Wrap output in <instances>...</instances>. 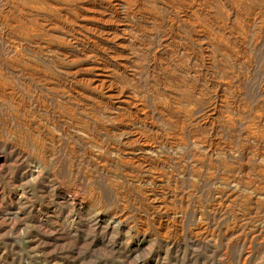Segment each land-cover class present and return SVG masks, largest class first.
I'll return each instance as SVG.
<instances>
[{
	"label": "rangeland",
	"instance_id": "rangeland-1",
	"mask_svg": "<svg viewBox=\"0 0 264 264\" xmlns=\"http://www.w3.org/2000/svg\"><path fill=\"white\" fill-rule=\"evenodd\" d=\"M249 1L250 0H248V2ZM248 2L245 0H197L196 3L192 2L193 5H198L200 9H202L200 13L205 14L210 11V14L213 16L212 20L214 21H212L210 18L208 19L206 15L205 17L201 16L202 20L204 21V25L209 30L213 29V32L215 33L217 31L216 34L219 33L220 35H223V33L225 32L223 35L224 41L233 50L238 49V47H235V45L231 42L232 37L228 35L229 31L234 26L233 23H238L235 25L246 24V20L250 18V11H253V13L256 15L254 16L255 21L250 26L248 36L245 39L241 40L242 46L239 47L243 48H239L240 51L238 50L239 54L242 57V61H239L241 62L240 64H238V62L235 63L234 61L228 60L229 62L227 61L226 64L223 63V61H214L209 65L207 58L203 54L202 44L193 42L192 32L186 31L185 33V30L179 28V31L177 30V33L182 36V39L178 41L177 47H173V50H175V52L177 50V52L175 57L171 59L173 61V65L170 63L172 66H170L171 69L169 68V71L171 72L163 71V69L159 65H157L156 61L153 59V54L155 51L159 52L161 50L160 44H162L163 40L167 37L166 35L172 34V31H169L168 28L172 22L170 20V17L173 13V8L171 7V5L169 7L170 9L167 8L166 11H163L160 6V2L150 1V5H154L155 8H157V10L160 12V23L153 27L145 25L144 29H139V27L137 28L135 46L137 50L139 49L137 51L138 54L141 53V55H138V57L140 60L142 59L141 61H139L142 72L140 71V74L138 76L132 78V81H128L129 85H132L131 87L142 92L150 99V101H154L155 97L162 100L165 97L164 94L167 93L164 92V87H170L174 90L183 89L187 91V93H183V95H180L178 97V100L186 102L192 101L191 103H193L194 97L200 98L201 102L198 104V108L202 113L203 111L207 110L214 102L215 93H220V95H224L230 101L234 99L233 101L235 102V106L238 107L237 109L243 110L246 114L242 117L241 113L233 110L230 111L231 109H228V114L238 118L236 123L237 125L232 129L235 132L231 130L230 133H228L227 130L224 129H218V132H212L211 130H208V127L200 124L198 115H201V112L193 116V120H187L186 123L187 126L189 125L188 128H192L193 130L196 129V132L199 135L209 136L212 134V136H215V138H220L224 142L230 140V142L233 143V153L231 155H212V157L206 158L202 165H199L201 167L197 166V170L200 169V172H202V177H193L191 175V172H188L191 171L192 166H194V164L191 165L192 160L190 161V159L192 158H188L185 156L190 152L189 147H186L183 150L184 152L179 149L169 148L156 151V156L154 155V158L161 161V163L163 162L162 164L168 161V163L164 164V169L170 177L169 186L168 188H164L163 191L161 189L160 190L164 193L162 194V201L164 202L163 204L167 205L169 209L172 210L155 211L153 222L151 221L149 214H146L147 211L145 212L143 206L144 203L142 200V196L143 189H145L144 186H146L145 183L132 182L133 185H128L129 182H126L125 178L120 179V176L117 172L106 173L103 171L95 170L94 168L92 170V168L89 166L90 164L83 160V158L86 156V153L90 150L85 141L82 140L81 142H77V135H75L77 134V132L72 128L68 129L69 127L65 126L64 123L59 122L61 126L59 124L55 125L56 123L53 121L50 114H56V110L58 109V107H60L56 105L57 102L58 105L63 104L62 106H64L65 102L63 100L58 99L61 102L57 101V99H53V101L47 100V103L44 102L40 104L42 106V109L47 110V112H36L35 119L41 122V125H43L44 122L43 128L49 127V132L51 133L52 130V133L48 134L49 132L48 130H45V128L43 130V134L38 135L37 130L34 131L35 128H33L34 130L27 131V129L22 126V115L19 114L20 116L16 118L12 107H10V102L0 96V99L2 100V102L0 100V264H264V141L260 143H249L244 140V133L241 134L242 128L246 124H249V122L251 123L250 115L252 113H259L264 120V0H252L250 1L251 3L249 2V4ZM186 3L190 2L186 1ZM245 4L246 6L243 7ZM254 4L256 6H254ZM205 21L208 23H206ZM212 25L214 27H212ZM1 27L3 26H0V29L3 30V28ZM183 36L185 38H183ZM182 40H185L186 42ZM33 42L34 41H27L26 47L31 49L33 46ZM182 43L184 44L182 45ZM4 47V44L1 43L0 78L5 77L4 84L9 83L12 87L14 86L13 88H18L19 86L21 87L22 84L24 85V87H26L24 88L26 89L24 90V92H31L32 95H36V93L39 92L45 93L44 87L40 86L43 81H35V83L37 84L33 85L31 84L32 80L25 79L22 74L18 76L17 73H11L9 70L4 69V62L11 59H16L22 62H24L23 60H25L26 62V60L29 59L30 63L34 61L31 63L32 67H34L35 65V67H41L42 71H47L46 76H50L53 82H58V80L59 83L63 82V79L58 77L57 72L55 71L57 70L56 68L59 67V61H57L51 55H43V53H40V55H34L33 58L32 53L27 50L23 55V59H21L20 56L7 51V49ZM188 47H190L191 49ZM142 50L146 51L143 52ZM5 52L8 53V55L5 54ZM28 53H30L31 55ZM182 53L184 55L179 59L178 55ZM189 54L190 56H187ZM31 57L33 60L31 59ZM143 58L146 59L143 60ZM174 58L178 61L175 62ZM194 58L197 59L195 60ZM161 59H163V62H166V57L163 56L162 58L161 56ZM167 59L169 60L168 57ZM192 59L195 62L192 61ZM182 60H184V62ZM186 60L189 62H187ZM192 62L193 64L191 65ZM52 63L55 64L53 65ZM218 63H220L219 65L223 63V65L227 67H225L226 70H233L234 76L235 74L238 76L242 75L241 77L239 76L240 78H242L240 80L235 76V83L230 90H227L229 94L224 92H217L216 89H213L215 88V85L213 84L221 79V72L219 71ZM234 63L237 65V67H235L236 65ZM178 64H181L179 66H181V68L183 69L177 66ZM194 64H196L197 66H193ZM206 65L211 66L209 71L204 70V67ZM238 65H240V68L238 67ZM143 66H145V68ZM176 67L177 69H175ZM195 67L197 69H200L197 70ZM191 68L195 69L196 71L192 70ZM176 70H178V72ZM236 70L238 71L236 72ZM174 71L175 73H173ZM243 71L245 72V74ZM168 73H170L171 75ZM172 73L174 75H172ZM185 76H187L186 79H188V81L185 79ZM143 77L145 80H143ZM159 77L163 78L160 79ZM175 77L179 79H176ZM9 78L12 80L10 81ZM181 79L185 80L184 83ZM22 80L23 82L26 81V84L23 83ZM192 80L195 83H192ZM199 80H201L202 82ZM12 81L15 82L13 83ZM170 82H172L173 84ZM202 84H204V86ZM177 86L180 88H178ZM234 86H238L234 92H236L239 88V92H236V94L231 91L233 90L232 88ZM194 89H197L198 91ZM199 93L203 94L199 95ZM231 93L233 94V96ZM25 102L27 103L26 106L28 109L35 108L38 110L37 102H34V100H32L30 103L29 100H25ZM238 102L241 106L238 105ZM244 102L245 104H242ZM1 104H4V107ZM190 105L192 106L193 104ZM59 110L60 109H58V111ZM45 116L49 119L45 118ZM9 117L11 122L9 120ZM39 118H41L42 121L41 119L39 120ZM193 121L199 122L200 126L196 128V125L195 123H193ZM53 125H55V128L53 127ZM263 127L264 123H262V125H260L258 128L264 132ZM166 128L167 131L165 130L163 132L171 131L168 127ZM204 129L205 133L202 131ZM62 132L63 134H60ZM61 135L63 136V138ZM70 135L72 136V139H70ZM26 136H28L29 140ZM57 136H61L60 138L63 140L66 139L64 140L63 144L61 142H56L55 137ZM51 140H54V144L51 143ZM69 141L70 144H72L71 146H73V148L75 149L74 151H72L73 148H68L67 142ZM72 141L74 142L71 143ZM32 142L35 143L32 144ZM82 147L85 148L83 149ZM18 148L20 149V151ZM41 148L45 149V151H43V149ZM50 150L52 152L49 153ZM91 150L93 149L91 148ZM172 150L174 151V153H172ZM39 151L41 153H39ZM243 152H247V154L244 156ZM23 153L26 154L23 155ZM161 154L163 155V157H161ZM45 156H48L46 158L47 160L45 159ZM26 157H28V159ZM65 157L67 158V160ZM40 159L45 160L44 162L46 164L40 162ZM53 162L55 163L53 164ZM184 166H186L187 168L184 169ZM88 168L91 169L89 170ZM177 168L178 170H176ZM34 170L37 171L35 172ZM213 170L215 171L214 178L210 179L211 181L206 180L205 182V179L203 177L204 173L209 171L211 172ZM221 177H231V185L229 187L225 186L224 183H222ZM116 183H118L122 187L120 188V190L122 189L121 191L123 193H121L120 197H118L117 190L115 191L114 189L113 184ZM153 185L154 184H152V187L154 189L155 186ZM249 186L254 188V192L247 190L246 187ZM223 187L227 188L225 189ZM237 187H239L240 189ZM234 188L235 190H233ZM156 189L159 188H155L154 190ZM82 197H84V199ZM124 199H126L128 204L127 209L125 208L128 214L126 213L127 217H120V213L122 212L121 207L124 206L122 204V200ZM236 219L239 222L236 221ZM148 226L149 229H147ZM147 232L149 233L147 234ZM169 233L171 235H169ZM192 233L194 235H192Z\"/></svg>",
	"mask_w": 264,
	"mask_h": 264
},
{
	"label": "bare ground",
	"instance_id": "bare-ground-1",
	"mask_svg": "<svg viewBox=\"0 0 264 264\" xmlns=\"http://www.w3.org/2000/svg\"><path fill=\"white\" fill-rule=\"evenodd\" d=\"M150 1L160 2V4H161L160 6L163 9V11H166V9L170 7V5L173 8V13H172V16L170 17L171 18L170 20L172 22H171L170 26L168 27L169 31H172V34L166 35L167 37L163 40L162 44H160L161 50L159 52L155 51L153 54V59L156 61L157 65H159L163 69V71L168 72L171 69L170 68L171 64L173 65V61L171 59L173 57H175L176 52H177V50H176V52H175V50H173V47H177L178 41H180V39H182V36H180V34L177 33V30L179 28H182L183 30H185V33H186V31L192 32L193 35L191 33L190 34L192 35L193 42L202 44L203 54L207 58L209 65H210V63L212 64L214 61H219V62L223 61V63L226 64V62L228 60L234 61L235 63L238 62V64L241 63V62H239V61H242L241 60L242 57L239 54V51H240L239 46H242L241 40L245 39L248 36L250 26L254 23V21H255L254 16H256L253 13V11H250L251 9L249 10L250 11V18L246 20V24L235 25L238 23H233L234 26L229 31L228 35H230L232 37L231 42L235 45V47H238V49L233 50L224 41L223 35L225 32L223 33V35L221 34L222 35L221 36L219 33H218L219 35L216 34L217 31L215 33V32H213V29L209 30L204 25V23H203L204 21L202 20L201 16L205 17V15H206V17L208 19L210 18L211 20L213 19V16L210 14V11L205 13V14L200 13V11H202V9H200V7L198 5L192 4V2L196 3L197 0H0V26H3V27H1V28H3V30L0 29V41L2 44H4V46H5L4 48H6L7 51H10L17 56H20L21 59H23V55L27 50L32 53L33 58H34V55H40V53H43V55L44 54L49 55V56L51 55L57 61H59V67L56 68L57 70H55V71L57 72L58 77L63 79V82L61 81L62 83H59V80H58V82H56V81L53 82L51 80L52 78H50V76L49 77H48V75L46 76L47 71H42L41 67L38 68L37 66L35 67V65H34V67H32L31 63L34 61H32L30 63V60L27 58H26L27 59L26 62H28V63H26L25 60H23L24 62L16 60V59L7 60L4 62V67H5L4 69L9 70L11 73L15 72L18 74V76L20 74H22V76L25 79L32 80L31 84H33V85L37 84V83H35V81L36 82L37 81H40V82L43 81V83L40 86L44 87L45 93L39 92V93H36V95H34V94L32 95L31 92L25 93L24 90H26V89H24V88H26V87H24V85H22L20 83L21 87L19 86L18 88H13L14 86L12 87L9 83L4 84L5 77H2V78H0V96L2 98H4L5 100L10 102V104H11L10 107H12V109L15 113V114L14 113L13 114L15 115L16 118L20 116L19 114L22 115V117H21V119H23V125L22 126L25 129H27V131L34 130L33 128H35L34 131L37 130L38 135H40V134L42 135L44 132L43 130L46 128V127L43 128L44 122H43V125H41L42 123L35 119V113L36 112H43V111L47 112V110L42 109V106L40 104L44 103V102L47 103V100L48 101H50V100L53 101V99H55V100L57 99V101H59L58 99L63 100L65 102L64 106H62L63 104L58 105V102H57L56 105L60 106V107H58V109H60V110L58 111V109H57L56 114H50V116L52 117L53 121L56 124L54 122L53 123L55 125L59 124V122L64 123L65 126L69 127L68 129L72 128L77 132V134H75V135H77V138H76L77 142L78 141L81 142L82 140L85 141V143L87 144L88 148H90V150L88 152L86 151L87 153H86V156L83 158V160L85 162H87L88 164H90L89 166L92 168V170L94 168L95 170L103 171L106 173H111V172L116 173L117 172L120 176V179L125 178L126 182H129L128 185L132 184V182L145 183L146 186L143 185L145 189H143V196H142V200L144 203L143 206H144L145 212L147 211L146 214L147 213L149 214V217H150L151 221L153 222V218L155 216V211L172 210V209H169V207L167 205L163 204L164 202L162 201V196H163L162 194H164V193L161 192V190L163 191L164 188H168V186H169L170 177L164 169V164L168 163V161H166V162H164V164H162L163 162L161 163V161L154 158V155L156 154L157 150H163V149L169 148V149H179V150L183 151L186 147H189L190 152H189V154H187L189 156H187L185 154L184 155L188 158H192V159H190V161L192 160L191 165L194 164V166H192L191 171H188V172H191V175L193 177H200L202 175V172H200V169L197 170V166L202 165L204 163L205 159L212 157V155H217V156L231 155L233 153V147H232L233 143L230 142V140H227L224 142L220 138H215V136H212V134L209 135V133H208L209 136H201L196 132L197 131L196 129L193 130L192 128H188L189 125L187 126V123H186L187 120L192 119L193 116H195L196 114L201 112L200 109L198 108V106H199L198 104L201 102L200 98H198V97L193 98L192 97L193 103H191L192 101L191 102L190 101H187V102L186 101H180V100H178L179 99L178 97L180 95H183V93H187V91H185L183 89L174 90L173 88L171 89L170 87H164L165 91L164 90L163 91L167 92L166 94H164L165 97L162 100L155 97L154 101H150V99L146 95H144L139 90H136L135 88L131 87L132 85H129L128 81L129 80L132 81V78H134L135 76H138L140 74V71L142 72V69L140 68V65H139V61H141L142 59L140 60L138 57V55H141V53L138 54L137 51L139 49L137 50V48L135 46L136 45L135 44V37L137 34V28L139 27V29L140 28L144 29L145 25L153 27V26L158 25L160 23L159 21L161 20L160 12L157 10V8H155L154 5H150ZM186 1H188L190 3H186ZM245 1L248 2V0H245ZM250 1H252V0H250ZM249 2H248V4H249ZM199 3H200V1H199ZM157 4H159V3H157ZM242 4H244V3H242ZM200 6H202V5H200ZM245 6H246V4L243 7H245ZM254 6H256V5L254 4ZM212 21H214V20H212ZM206 23H208V22H206ZM213 25H212V27H214ZM257 27H255V28H257ZM186 36H187V34H186ZM183 38H185V37L183 36ZM150 40H152V39H150ZM27 41H34L35 42V43L33 42V46L31 49L26 47ZM182 41H185V40H182ZM189 42H191V41H189ZM141 43H143V42H141ZM183 44L184 43H182V45ZM182 45H181V47H182ZM196 47H197V45H196ZM188 48H190V47H188ZM241 48H243V47H241ZM148 49H150V48H148ZM183 49H184V47H183ZM146 50H144V51L142 50V51L145 52ZM245 51H246V49H245ZM173 52H175V53H173ZM5 54L8 55V53H6V52H5ZM28 54H30V53H28ZM195 54H196V52H195ZM43 55H42V57H43ZM183 55H184L183 53L179 54L178 55L179 59ZM161 56H162V58H163V56L166 57V59H165L166 62H163V59H161ZM187 56H190V54ZM149 57H150V55H149ZM167 57L169 58V60L167 59ZM5 58H6V56H5ZM31 59H32V57H31ZM144 59H146V58H143V60ZM194 59L196 60L197 58H194ZM251 59H252V57H251ZM174 60H175V62L178 61L175 58H174ZM182 61L184 62V60H182ZM192 61H194V60L192 59ZM38 62H39V60H38ZM187 62H189V61H187ZM142 63H141V65H142ZM223 63H221V65H219L220 63H218V65H219L218 68H219V71L221 72V77H220L221 79L213 84V85H215L214 86L215 88H213V89H216L217 92H224V93L229 94V92L227 90H230L231 87L233 86V84L235 83L234 82L235 76L240 80V79H242V78H240L242 75H239L240 76L239 77L238 75L235 74V76H234L233 70H226L227 67L225 65H223ZM149 64H150V62H149ZM192 64H193V62L191 63V65ZM179 65H181V64H178L177 66H179ZM182 65H184V64H182ZM195 65L196 64H194L193 66H195ZM209 65H206L204 67V70L209 71V69L211 68V66H209ZM39 66H40V64H39ZM193 66H192V68H193ZM229 66H230V63H229ZM239 66L240 65H238V67ZM143 67L145 68V66H143ZM179 67L181 68V66H179ZM235 67H237V65ZM53 68H55V67H53ZM175 69H177V67ZM181 69H183V68H181ZM198 69H200V68H198ZM214 69H215V67H214ZM178 70H176V71L178 72ZM192 70H195V69H192ZM238 70H236V72ZM158 72H157V74H158ZM169 72H171V71H169ZM248 72H249V70H248ZM173 73H175V71ZM173 73H172V75H174ZM168 74H170V73H168ZM244 74H245V72H244ZM151 75H153V74H151ZM53 76H55V75H53ZM159 76H161V75H159ZM182 76H183V74H182ZM186 77L187 76H185V79H186ZM196 77H194V78H196ZM161 78H163V77H161ZM245 78H247V77H245ZM34 79H36V80H34ZM176 79H179V78H176ZM190 79H193V78H190ZM11 80L12 79H10V81ZM143 80H145L144 77H143ZM186 80L188 81V79H186ZM184 81L185 80H182L183 83H184ZM199 81H201V80H199ZM22 82H23V80H22ZM25 82H23V83H25ZM191 82L193 83L194 81L192 80ZM170 83H172V82H170ZM210 83H207V84H210ZM141 85H142V83H141ZM202 85L204 86V84H202ZM211 85H212V83H211ZM134 87H135V85H134ZM237 87L234 86L232 88L233 90H231L235 94H236V92H239V90H238L239 88L237 89L236 92H234ZM33 88H37V87H33ZM178 88H180V87H178ZM193 88H191V89H193ZM204 88H207V87H204ZM30 90H31V88H30ZM194 90H197V89H194ZM37 91H38V89H37ZM201 94H203V93H201ZM201 94L199 93V95H201ZM237 94H239V93H237ZM196 95H197V93H196ZM232 96H233V94H232ZM237 98H239V97H237ZM214 99L215 100L211 104V106L207 110L203 111V113L201 112V115L200 114L198 115L199 119H200V124L208 127L209 128L208 130H211L212 132H215L218 129H222V130L224 129V130H227L228 133H230V131L237 125L236 123H237L238 118H236L233 115L228 114L229 113L228 109H231L230 111L233 110V111L241 113L242 117L245 116L246 114L244 113L243 110L237 109L238 107L235 106V104H234L235 102L233 101L234 99L232 100L233 101L232 102V101L228 100L227 97H225L224 95H220V93H215ZM5 100H4V102H5ZM25 100H29V103L32 100H34V102H37L38 110L35 108H34L35 110L30 109V108L28 109L26 106L27 103L25 102ZM209 100H211V99H209ZM242 101H243V99H242ZM1 102H2V100H1ZM59 102H61V101H59ZM190 104H193V105L191 106ZM242 104H245V102ZM1 105H3V107H4V104H1ZM238 105H240V103ZM43 108H45V107H43ZM48 111H49V108H48ZM50 113H52V112H50ZM39 115H41V114H39ZM48 117L45 116V118H48ZM41 118H39V120ZM250 119H251V123L249 122V124H246L241 130L242 131L241 134L244 133V137H245L244 140H246V142H249V143L250 142H252V143L253 142L254 143L263 142L264 141V132L258 128L260 125H262V123H264L263 117L259 113H252L250 115ZM9 120H10V117H9ZM247 120H248V118H247ZM41 121H42V119H41ZM10 122H11V120H10ZM46 122H47V120H46ZM193 123H195L196 128L198 126H200L199 122L193 121ZM55 125H53V127ZM166 127H168L169 130H171V131L163 132L167 129ZM24 128H21V129H24ZM47 128L45 130H48V132H49V127H47ZM202 131L204 132L205 129ZM232 131H234V130H232ZM208 132H210V131H208ZM51 133H52V130H51ZM51 133L49 132L48 134H51ZM53 133H54V131H53ZM58 133H59V131H58ZM60 134H63V132ZM38 135H37V138H38ZM52 135H54V134H52ZM56 135H58V134H56ZM71 135H72V133H71ZM203 135H205V134H203ZM26 137L28 138V136H26ZM60 137L59 136L55 137L56 142H58V143L61 142L63 144L64 140H66V139L63 140ZM64 137H65V135H64ZM62 138H63V136H62ZM68 138H69V135H68ZM70 139H72V136L70 137ZM28 140H29V138H28ZM43 140H44V138H43ZM73 142L74 141H72L71 143H73ZM34 143L32 142V144H34ZM51 143L54 144V140H51ZM45 144H47V143H45ZM67 145H68V148H73V146H71L72 144H70V141L67 142ZM23 148H24V146H23ZM44 148H46V147H44ZM91 148L93 150H91ZM41 149H43V148H41ZM51 150L49 151V153L52 152ZM74 150L75 149L73 148L72 151H74ZM19 151H20V149H19ZM43 151H45V149H43ZM39 153H41V152L39 151ZM158 153H159V151H158ZM172 153H174V151ZM25 154L23 153V155H25ZM47 154H48V152H47ZM243 154L245 156L247 154V152H243ZM54 155H56V154H54ZM65 155H67V154H65ZM78 155H79V153H78ZM49 156H50V154H49ZM28 157H26V158L28 159ZM47 157L45 156V159ZM161 157H163V155ZM164 158H165V156H164ZM66 160H67V158H66ZM209 160H212V159H209ZM249 160H250V155H249ZM44 161L45 160H41L40 162H42L43 164H46ZM54 163L55 162H53V164ZM187 165H189V164H187ZM199 167H201V166H199ZM220 167H221V165H220ZM91 168H88V169L90 170ZM183 168L185 169L187 167L184 166ZM176 170H178V168ZM93 172H95V171H93ZM214 172L215 171L213 170L211 172L209 171V172L204 173L203 177L205 179V182H206V180H210V179L214 178V176H215ZM88 177H89V175H88ZM221 178H222V183H224L225 186L229 187L231 185V182H232L231 181L232 179L230 180L231 177L230 178L229 177H225V178L221 177ZM115 180H117V179H115ZM202 181H203V179H202ZM202 181H201V183H202ZM152 184H154L153 186H155V188H159V189L154 190L155 188L153 189ZM113 185H114L115 191L117 190V192H118V197H120L121 193H123L121 191L122 189L120 190V188H122V187L118 183L113 184ZM135 186H137V185H135ZM227 187H223V188L226 189ZM237 188H239V187H237ZM246 188H247V190L254 192V188H252L250 186L246 187ZM233 190H235V188ZM214 195H215V192H214ZM82 198L84 199V197H82ZM122 202H123L122 204L124 206L121 207L122 212L120 213V217H127L126 213L128 214V212H126L125 208L127 209L128 204H127L126 199L122 200ZM92 207H94V206H92ZM209 208H210V206H209ZM254 210H255V208H254ZM183 213H184V211H183ZM179 214H180V212H179ZM238 215H239V213H238ZM247 215H248V213H247ZM217 216H218V214H217ZM240 219H242V218H240ZM236 221H238V220L236 219ZM199 227H201V226H199ZM147 229H149V226ZM139 230H141V229H139ZM166 230H170V229H166ZM227 232H226V234H227ZM148 233L149 232H147V234ZM150 234H152V233H150ZM163 235H165V234H163ZM169 235H171V234L169 233ZM192 235H194V234L192 233ZM195 236H197V235H195ZM238 237H239V235H238Z\"/></svg>",
	"mask_w": 264,
	"mask_h": 264
}]
</instances>
